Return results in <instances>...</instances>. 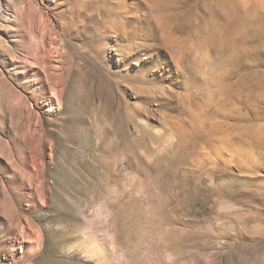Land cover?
Wrapping results in <instances>:
<instances>
[{
    "label": "rangeland",
    "instance_id": "rangeland-1",
    "mask_svg": "<svg viewBox=\"0 0 264 264\" xmlns=\"http://www.w3.org/2000/svg\"><path fill=\"white\" fill-rule=\"evenodd\" d=\"M218 5L0 0V264H264V0Z\"/></svg>",
    "mask_w": 264,
    "mask_h": 264
},
{
    "label": "bare ground",
    "instance_id": "bare-ground-1",
    "mask_svg": "<svg viewBox=\"0 0 264 264\" xmlns=\"http://www.w3.org/2000/svg\"><path fill=\"white\" fill-rule=\"evenodd\" d=\"M152 1H154V2H156L157 0H152ZM209 1H216V2H218V7H217V12H218V14H220L222 17H223V12H224V5H223V2L224 1H226V0H209ZM233 1V0H232ZM227 11V10H226ZM229 12V11H228ZM236 12V11H235ZM225 13V12H224ZM226 14L227 13H225V17H226ZM231 14V13H230ZM229 14V15H230ZM236 15V14H235ZM227 19V18H226ZM244 21V20H243ZM241 22V23H236V24H234V26H233V30H232V32L235 34H240V33H242V32H244L243 30H245V28L247 27L248 28V22L246 21V22ZM246 28V29H247ZM261 29V28H260ZM207 31V30H206ZM206 31H204V29L203 30H201V32H200V34L202 33V36H201V40L198 42V44H199V46H200V48L201 47H204V45H205V42L207 41V39L210 37V35L206 32ZM261 32H262V30H261ZM257 33V32H256ZM251 35V34H250ZM257 35V34H256ZM260 35H261V33H260ZM259 35V36H260ZM196 36V35H195ZM253 36V35H252ZM262 36V35H261ZM248 37V36H247ZM252 38H254V37H251V40H252ZM206 39V40H205ZM210 39H212L211 37H210ZM255 39V38H254ZM204 40H205V42H204ZM213 40V39H212ZM174 43H175V41H174ZM174 45H176V44H174ZM179 46V45H178ZM182 46V45H181ZM181 46H179V47H177V46H175V47H177V49L173 52V54H174V56L178 59V61L180 60H182V55H181V53H179V48L181 47ZM182 49V48H181ZM221 49V48H220ZM223 49V48H222ZM223 51V50H222ZM219 52V51H218ZM228 52H229V57L231 58V60H233V59H235L236 58V56L235 55H232V50H228ZM219 54V53H218ZM222 58V57H221ZM236 60V59H235ZM222 61V60H221ZM227 61V60H226ZM236 62V61H235ZM202 63H203V61H202ZM201 64V63H200ZM219 64H222L221 62L219 63ZM226 64H227V62H226ZM230 67H231V65H234V64H228ZM201 66H202V64H201ZM204 66H205V64H204ZM222 66H224V67H226V65H222ZM221 66V67H222ZM220 69V68H219ZM223 69V68H222ZM229 67L227 68H225L224 69V72L221 74V78H219V77H217V79H215V80H217V81H215L218 85H220V88H221V90L224 92V93H227V92H231L232 90H234V88L236 89H242V88H246V86L248 85L247 84V82H245V81H242V79H239V80H237V81H234V82H232L233 80H231L232 78H233V76H232V73H231V70L229 69ZM221 70V69H220ZM221 72V71H220ZM215 83V84H216ZM219 87V86H218ZM239 91V90H238ZM234 92H235V90H234ZM229 94V93H228ZM201 107V106H200ZM220 140V139H219ZM221 142V141H220ZM227 143V142H226ZM225 143V144H226ZM230 143V142H229ZM221 153V152H220ZM234 155V154H233ZM225 161V160H224Z\"/></svg>",
    "mask_w": 264,
    "mask_h": 264
}]
</instances>
